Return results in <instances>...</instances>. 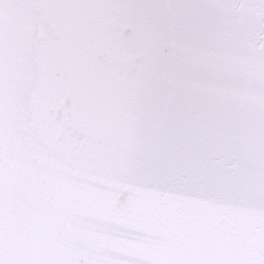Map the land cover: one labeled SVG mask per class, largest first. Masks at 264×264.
<instances>
[{
  "label": "water",
  "instance_id": "obj_1",
  "mask_svg": "<svg viewBox=\"0 0 264 264\" xmlns=\"http://www.w3.org/2000/svg\"><path fill=\"white\" fill-rule=\"evenodd\" d=\"M0 264H264V0H0Z\"/></svg>",
  "mask_w": 264,
  "mask_h": 264
}]
</instances>
